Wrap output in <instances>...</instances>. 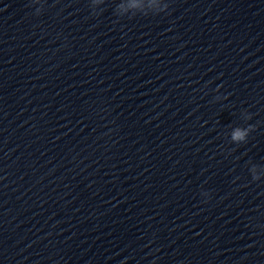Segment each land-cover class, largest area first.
Wrapping results in <instances>:
<instances>
[{"label":"clouds","instance_id":"obj_1","mask_svg":"<svg viewBox=\"0 0 264 264\" xmlns=\"http://www.w3.org/2000/svg\"><path fill=\"white\" fill-rule=\"evenodd\" d=\"M246 135H247V130L236 128L233 130L232 139L234 141H241L245 138Z\"/></svg>","mask_w":264,"mask_h":264}]
</instances>
